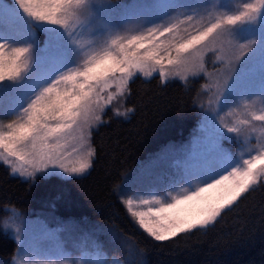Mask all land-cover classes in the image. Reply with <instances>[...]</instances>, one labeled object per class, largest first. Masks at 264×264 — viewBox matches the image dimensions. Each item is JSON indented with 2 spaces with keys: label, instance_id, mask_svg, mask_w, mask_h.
<instances>
[{
  "label": "snow or ice",
  "instance_id": "snow-or-ice-1",
  "mask_svg": "<svg viewBox=\"0 0 264 264\" xmlns=\"http://www.w3.org/2000/svg\"><path fill=\"white\" fill-rule=\"evenodd\" d=\"M208 54L219 65L213 72ZM257 61L258 79L250 73ZM154 74L162 83L207 77V100L193 101L201 128L190 145L162 150L130 177L146 195L123 203L155 241L214 225L264 186V0H0V163L25 182L82 176L93 166L101 113ZM132 111L114 109L118 117ZM170 157H180L172 170L157 171ZM4 227L15 231L16 264H142L119 233L109 243L126 246L127 256L110 258L94 238L103 226L72 250L55 231L42 232L49 245L28 228Z\"/></svg>",
  "mask_w": 264,
  "mask_h": 264
},
{
  "label": "trees",
  "instance_id": "trees-1",
  "mask_svg": "<svg viewBox=\"0 0 264 264\" xmlns=\"http://www.w3.org/2000/svg\"><path fill=\"white\" fill-rule=\"evenodd\" d=\"M40 41L42 45L43 33ZM204 82L203 76L165 83L157 74L136 78L129 85L130 94L113 100L103 112L102 123L92 132L97 150L93 166L80 177L38 175L34 182H25L0 163V216L14 207L22 215L59 227L72 239H84L103 226L106 231L96 232L94 238L105 245L110 258L119 260L126 258L127 247L110 244L112 233L130 241L142 264H264V186L246 194L207 229L167 241L144 233L121 200V187L130 174L162 150L191 140L201 119L193 101L202 98ZM116 108L133 111L118 117ZM17 249L15 238L0 228V264H13Z\"/></svg>",
  "mask_w": 264,
  "mask_h": 264
},
{
  "label": "rangeland",
  "instance_id": "rangeland-1",
  "mask_svg": "<svg viewBox=\"0 0 264 264\" xmlns=\"http://www.w3.org/2000/svg\"><path fill=\"white\" fill-rule=\"evenodd\" d=\"M136 2H139V0H125V1H122L121 3L132 4V3H136ZM43 40H44V35H43ZM41 46H43V44ZM214 62H215V56L212 55V54H208V56L206 57V60H205L207 72H213L214 71V67L215 68L219 67L218 64L214 65ZM260 72H261V68H260L259 62L258 61L254 62L250 66V73L254 77H256L258 79L259 75H260ZM154 75H156V74H154ZM200 76H203L205 78L204 84L208 82L206 76L201 74V75H199L197 77H200ZM192 78L193 77H190L189 79H192ZM194 78H196V77H194ZM201 99H203L205 101L207 100V95L205 94L204 90H203V96H202ZM114 100H117V99H114ZM107 107H106V109H107ZM106 109H105V111H106ZM227 111H228V109L225 108L224 112H227ZM102 114L103 113H101V120H102ZM201 119H202V117H201ZM201 119L199 121V124L197 125L196 132L201 128ZM193 140H194V135L191 138V140L188 143H186V145H184V146L190 145L193 142ZM253 143H255V140H253ZM223 144H224L225 148L229 149L233 153L238 151L236 145H234V144H231V143H229L227 141L223 142ZM178 158H180V157H172V158H170L166 163H164L162 165H158L156 170L157 171H171L172 170V165L174 164L175 160L178 159ZM153 160H151V161H153ZM150 162L148 161L147 163L142 164L137 169L136 172L130 174L125 179L124 185H123V187H121L122 191L120 192L122 201H123V199H126L128 196H133L134 198H136V197H138L140 195H146V193L142 189H140L139 187L131 184L129 178L132 177L134 174L138 173L141 170L142 166L149 165ZM11 209L12 208H10L8 210V214L0 216V228L2 230H5L9 234H11L14 238H15L14 228L9 227L8 229H5V227H4L5 224L12 225L13 223H15L16 227L21 228V235H23V230L25 228L30 229L33 232V234L35 235V237L37 238V240L40 241V243H43V244H49L50 245L52 243V241H48V240H45V239L41 238L42 237V232L45 229L48 230V231L57 232V236L59 238L60 243H62L69 250H72V249L76 248L81 243H86V241L83 238H81V237H79L80 239H76L75 237H73V239H72L71 237H68L67 233H64V232H61V231L58 230V229H60L59 227L48 226L46 224V222L43 219L39 218V217H28V216L22 215L21 213L18 212L19 213V218L14 219L13 218V214L11 212ZM14 258H13V264H16V260H19L21 258V254H19L18 251H17L15 256H14ZM29 264H30V262H29Z\"/></svg>",
  "mask_w": 264,
  "mask_h": 264
}]
</instances>
